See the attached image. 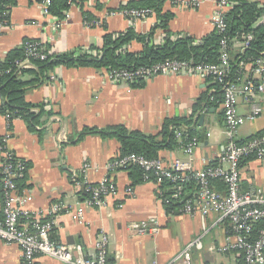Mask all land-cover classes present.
Instances as JSON below:
<instances>
[{
	"label": "crops",
	"instance_id": "crops-1",
	"mask_svg": "<svg viewBox=\"0 0 264 264\" xmlns=\"http://www.w3.org/2000/svg\"><path fill=\"white\" fill-rule=\"evenodd\" d=\"M142 1L72 0L60 14L52 10L51 0H13L3 17L5 28L0 29L1 61L27 39L42 41L50 54H96L102 52L106 34L118 35L129 28L155 44H162L168 36L173 40L191 37L200 43L215 30L212 16L217 0H201L198 7L184 5L185 0H161L163 13L172 14L166 28L158 26L155 11L138 19L121 11L132 2ZM251 1L264 4V0ZM255 22V26L264 25V12ZM155 26L158 27L151 36ZM241 42L233 41L232 59L244 53ZM145 46L144 41L134 39L128 49L142 52ZM241 62L236 81L241 85L248 80L259 83L263 75L254 71L253 62ZM14 76L24 82V100L32 105L35 116L12 117L9 112L3 113L5 98L0 95V144L10 132V150L27 165L24 178L18 181L22 198L18 205L37 213L40 220L51 222L53 238L80 246L88 257L96 255L99 242L106 238L113 264H169L193 239L204 234L194 247L193 264H237L238 252L220 251L229 230V223L219 219L220 213H185L181 210L185 201L179 209L169 210L155 182L145 181L143 174L128 167L110 169L109 164L121 156V141L117 135L104 131L123 125L130 131L158 135V140L163 141L159 134L167 119L187 118L190 124L178 129L170 126L171 130L176 129L177 145L167 148L163 143L158 157L167 163L174 158L187 159L182 134L192 129L196 132L193 138L198 139L194 168L201 170L217 164L227 143L223 91L217 82L181 71L150 77L143 86L133 87L124 80L111 79L106 67L67 64H57L46 74H40L36 65L18 66ZM255 101L262 112L241 125L240 140L264 134V94ZM238 109L241 115L248 116L252 103L241 97ZM88 129L94 131L87 132ZM2 161L0 150V178ZM85 165H89L86 170ZM242 174L244 189H264L262 162H243ZM105 178L115 183L118 194L108 198L103 206L87 205L91 196L86 187ZM130 187L133 193L127 194ZM215 187L224 192L225 184L218 179ZM1 193L0 181V215ZM196 193L189 199H194ZM55 204L62 209L53 212ZM82 207L79 218L77 213ZM145 221L158 230L140 233L130 228L133 223ZM39 262L65 264L48 256H40ZM0 264H25L21 248L0 239Z\"/></svg>",
	"mask_w": 264,
	"mask_h": 264
},
{
	"label": "built area",
	"instance_id": "built-area-1",
	"mask_svg": "<svg viewBox=\"0 0 264 264\" xmlns=\"http://www.w3.org/2000/svg\"><path fill=\"white\" fill-rule=\"evenodd\" d=\"M11 0H0V6L6 9L0 13V29H4L5 19ZM72 0H69L71 2ZM201 0H185L186 6L197 7ZM231 6L230 0H217L216 10L212 16L214 28L223 34L220 40L219 62L201 61L193 63L192 60L166 59L151 66H139L136 68L113 69L109 71V77L113 80L132 81L138 77L145 79L159 75L177 74L181 71L194 75L208 77L217 82L223 91L222 106L226 122L225 134L227 143L223 154L217 164L208 165L197 170L193 165L194 150L198 146V139L195 137L185 144L187 159L174 158L169 163L160 157L150 158L140 153H129L119 156L109 164V168H126L131 165L139 166L143 170L145 181H153L158 186L160 197L165 202L171 199L164 197L162 184L171 182L172 198L179 199L184 190L185 184L194 178L199 183V190L194 199H187L182 207L185 213L201 211L204 214L209 212L220 213V220L229 223V230L226 242L220 247L222 253L229 251L238 252L244 264H264V189H244L242 186V164L244 160H258L264 164V134L255 135L246 140L238 137L239 128L247 120H254L258 117L262 108L255 101L264 94V56L258 57L253 64L254 71L262 74V80L257 83L248 80L243 85L230 79L231 73V43L233 40L226 34L228 24L225 14ZM126 15L138 19L152 14L149 8H123ZM94 24H100L94 21ZM86 24V22H85ZM253 38L252 32L243 34L241 50L250 46ZM26 56L18 62L22 68L35 66L33 58L46 59L45 45L40 40L31 39L25 41ZM242 63V62H241ZM5 70L2 66L0 55V86ZM241 97H245L252 103V112L248 116L239 113L238 103ZM211 133H209L210 135ZM178 137L181 132L177 131ZM11 137L8 132L0 144L3 155L1 164V191L3 209L0 215V239L9 244H17L22 250V258L25 264H40V256H48L65 264H113L110 262L107 251V240L104 238L98 244L97 253L94 257L85 256L80 246L70 245L51 236L53 224L49 221L40 220L37 213L25 210L18 203L21 202L18 181L24 178L27 165L23 160L10 150L8 142ZM89 165H85L86 170ZM214 179H221L225 184L224 192L218 190L212 183ZM87 192L90 199L87 205L103 206L108 198L118 194L117 187L108 178L99 184L88 185ZM133 188L127 190L132 194ZM62 209V206L55 204L53 212ZM84 207L77 213L81 218ZM154 221V220H153ZM153 224H156L153 222ZM156 226H150L148 222H136L130 228L140 233L154 232ZM204 234L193 239L173 259V263L183 262L193 264V250Z\"/></svg>",
	"mask_w": 264,
	"mask_h": 264
},
{
	"label": "trees",
	"instance_id": "trees-1",
	"mask_svg": "<svg viewBox=\"0 0 264 264\" xmlns=\"http://www.w3.org/2000/svg\"><path fill=\"white\" fill-rule=\"evenodd\" d=\"M53 1L52 10L60 13L61 10L68 7L69 0H51ZM231 6L225 14V20L228 24L226 34L233 41H243V34L252 32L253 38L250 41V46L240 52L236 58H231V73L230 79L237 80L240 72V62H254L258 57L264 56V25L255 26V20L264 12V4L251 0H230ZM13 0L10 1V4ZM161 0H144L142 2H132L126 5L127 8H149L158 14L159 27L166 28L168 21L171 19L172 14L163 13ZM6 8L0 6V13ZM155 26L150 35H154V30L158 27ZM223 34L214 30L209 36L203 39L200 43H195L191 37H183L172 39L171 37L165 38L162 44L149 43L147 37L140 36L132 28L126 32L119 33L118 35L106 34L104 37V45L96 54L82 53L78 51L65 52L60 54H50L47 46L45 45V52L47 58L42 60L33 58V63L39 69L40 74H46L57 64H67L71 66L93 65L96 67H106L109 71L113 69L122 68H136L139 66H151L153 64L162 62L166 59L178 60H192L193 63L201 61L219 62L220 60V40ZM134 39L142 40L146 43L142 52H131L128 49V44ZM27 39L25 41H30ZM25 41L21 48L13 50L2 62L5 74L2 77V84L0 86V95L5 98V104L1 108L2 112H9L12 117L25 116L28 118L34 117L35 114L31 111L32 105L24 100V82L14 76L18 69V62L26 56ZM233 46V42L231 43ZM96 50L99 51L97 48ZM131 86L139 87L145 83L144 77L135 78L129 81ZM182 124H190L187 118L177 117L169 118L163 126L162 132L159 134L163 137V141L158 140V135H147L139 131H130L123 125H115L109 127L106 132L117 135L121 141V156L132 152L144 154L150 158L159 156V150L166 143L167 148H172L177 145V139L174 131ZM170 126L177 127L173 130ZM94 131L88 129L87 132ZM184 143L187 144L196 136V132L188 129L183 134ZM246 160H244L245 162ZM134 169L140 175L143 170L136 165L128 167ZM218 179L212 180L213 185L216 186ZM217 185L221 186L220 183ZM171 182L166 181L162 184L164 188V197L171 199L167 203L169 210L179 209L182 202L192 198L195 192L199 190V183L196 179L191 178L184 187L182 195L179 199L172 198ZM237 264H244L242 256H238Z\"/></svg>",
	"mask_w": 264,
	"mask_h": 264
},
{
	"label": "rangeland",
	"instance_id": "rangeland-1",
	"mask_svg": "<svg viewBox=\"0 0 264 264\" xmlns=\"http://www.w3.org/2000/svg\"><path fill=\"white\" fill-rule=\"evenodd\" d=\"M198 7V6H197Z\"/></svg>",
	"mask_w": 264,
	"mask_h": 264
}]
</instances>
